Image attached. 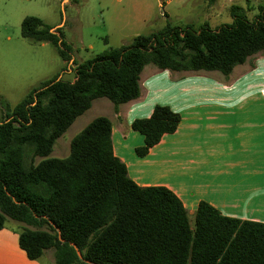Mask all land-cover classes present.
I'll use <instances>...</instances> for the list:
<instances>
[{"label": "trees", "instance_id": "1", "mask_svg": "<svg viewBox=\"0 0 264 264\" xmlns=\"http://www.w3.org/2000/svg\"><path fill=\"white\" fill-rule=\"evenodd\" d=\"M213 6L216 0H206ZM234 23L212 29L172 26L136 37L76 64L75 82L42 83L0 122V230L21 224L19 244L36 261L54 251L55 264H264V223L227 218L207 202L188 210L165 187H140L113 149L109 118L93 120L71 143L70 156L49 158L54 146L98 99L119 107L141 97L144 69L174 73L218 72L225 77L264 55V7L254 21L232 8ZM27 17L22 37L51 43L67 64L69 45L59 30ZM181 116L157 105L131 128L144 136L145 157ZM41 158L39 163L36 159Z\"/></svg>", "mask_w": 264, "mask_h": 264}, {"label": "crops", "instance_id": "2", "mask_svg": "<svg viewBox=\"0 0 264 264\" xmlns=\"http://www.w3.org/2000/svg\"><path fill=\"white\" fill-rule=\"evenodd\" d=\"M140 84L141 97L109 118L114 154L125 163L129 177L140 187L171 190L189 215L207 202L227 218L264 223V55L251 57L228 77L149 65ZM241 87L256 98L230 101L229 93ZM157 105L180 114V125L139 157L136 149L145 140L131 125L149 118ZM20 229L21 224L0 230V264H55L52 250L30 260L19 244Z\"/></svg>", "mask_w": 264, "mask_h": 264}, {"label": "rangeland", "instance_id": "3", "mask_svg": "<svg viewBox=\"0 0 264 264\" xmlns=\"http://www.w3.org/2000/svg\"><path fill=\"white\" fill-rule=\"evenodd\" d=\"M234 7L254 21L264 0H216L213 6L206 0H0V122L6 118L8 108L13 109L42 83L55 78L73 83L75 63L131 45L136 37L158 32L168 22L179 28L231 26ZM27 17L39 18L46 26L59 30L71 49L73 72L51 43L36 44L22 37L21 26ZM229 94L230 101L236 102L256 98L243 87ZM114 109L109 100L98 99L57 140L49 158L69 157L73 139L96 118H111ZM41 160L37 158L36 163ZM189 220L194 229L195 214L189 215ZM18 224L8 220L6 227Z\"/></svg>", "mask_w": 264, "mask_h": 264}, {"label": "water", "instance_id": "4", "mask_svg": "<svg viewBox=\"0 0 264 264\" xmlns=\"http://www.w3.org/2000/svg\"><path fill=\"white\" fill-rule=\"evenodd\" d=\"M55 31H56V29H52V31H51V32H53V33H54Z\"/></svg>", "mask_w": 264, "mask_h": 264}]
</instances>
